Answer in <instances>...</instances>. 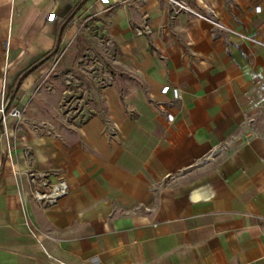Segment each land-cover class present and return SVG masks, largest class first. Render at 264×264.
I'll return each instance as SVG.
<instances>
[{"label":"crops","instance_id":"0c3cea01","mask_svg":"<svg viewBox=\"0 0 264 264\" xmlns=\"http://www.w3.org/2000/svg\"><path fill=\"white\" fill-rule=\"evenodd\" d=\"M182 1L264 44V0ZM214 32L169 0H0V104L28 107L0 116V264H264V46ZM72 69L74 115L39 106ZM32 173L69 194L41 207Z\"/></svg>","mask_w":264,"mask_h":264},{"label":"built area","instance_id":"2783aa9c","mask_svg":"<svg viewBox=\"0 0 264 264\" xmlns=\"http://www.w3.org/2000/svg\"><path fill=\"white\" fill-rule=\"evenodd\" d=\"M171 1L175 7L180 10L191 13L193 16L200 20H204L209 22L214 28V35L218 34H227L231 37L239 38L240 40L247 41L250 43H256L264 46L263 43L254 39L253 37L239 32L222 22L218 21L213 14L209 11L204 14L198 11L191 9L187 4L182 0H169ZM5 94L2 97L1 108H0V116L3 124L13 118L16 120H20L23 117V111L19 108H12L8 110V108L4 105L5 103ZM30 176V183L32 186L31 195L33 199L41 205L43 208H49L57 205L59 201L67 196L70 192V187L67 181L64 178H58V180L54 183L49 181L48 174H35L32 173Z\"/></svg>","mask_w":264,"mask_h":264},{"label":"rangeland","instance_id":"374dc122","mask_svg":"<svg viewBox=\"0 0 264 264\" xmlns=\"http://www.w3.org/2000/svg\"><path fill=\"white\" fill-rule=\"evenodd\" d=\"M84 71L86 72H97V74H102L103 70L105 71L107 68V61L105 58L104 62H100L97 66V64L93 63H87L84 62ZM56 70V69H55ZM58 71V69H57ZM73 74H71L68 78L61 77L60 75L57 74L54 75L55 77L49 78L45 85V88L47 89L46 94L44 93L43 95L37 94V98H39V106H42L43 102L46 103V106H51V107H56L58 110L63 109L65 112L69 113V116L74 115V110L76 109V106H82L81 105V94L78 90V80H77V74L76 70L72 69ZM105 73V72H104ZM52 90L51 93H49V90ZM44 98V101H42ZM17 97L14 98L16 100ZM16 102V101H15ZM5 106L8 108V110L15 108L16 105H14L13 98H5L4 102ZM18 106H28V96L25 95L24 100L22 103L20 102ZM1 108V104H0ZM27 110L28 107H23L22 111L24 112V115H27Z\"/></svg>","mask_w":264,"mask_h":264}]
</instances>
